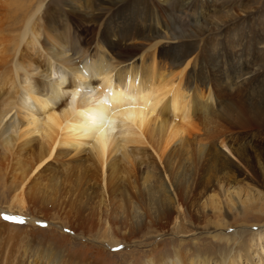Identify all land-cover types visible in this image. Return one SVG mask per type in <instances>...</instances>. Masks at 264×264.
Here are the masks:
<instances>
[{
	"label": "bare ground",
	"instance_id": "6f19581e",
	"mask_svg": "<svg viewBox=\"0 0 264 264\" xmlns=\"http://www.w3.org/2000/svg\"><path fill=\"white\" fill-rule=\"evenodd\" d=\"M25 1L30 3L29 7L24 0H0L4 8L11 4L23 11L19 35L14 37L18 41L12 42L7 36L9 40L5 41L1 55V60L10 61L11 66L3 73L0 140L5 148L19 142L21 149L27 151L21 165L19 190L13 194L9 208L30 210L36 218L31 222L55 220L52 211L57 201L51 203L49 195L32 189L29 183L47 175L60 162L81 161L85 154L83 164L89 176L81 182L74 204L60 218L64 220L54 222L53 226H67L74 235L91 231L96 208L93 210L87 204L95 194L100 197L95 212H99V217L100 213L110 217V223H106L109 233L119 230L128 237L110 236L111 245L135 242L138 232L153 226L164 230L171 219L176 235L200 232L199 225L187 219L185 208L196 172L211 162L231 163V158L217 145L227 141L228 132L264 130V105L246 92L264 76V36L255 27L256 20L245 17L240 27L236 25L237 19L221 18L210 26L202 16V6L215 0H178L171 1L170 6H157L149 0H99L98 13L84 19L80 15L86 4L82 0H67L65 24L60 16L59 27L55 21L58 18L42 11V0ZM83 1L89 4L91 0ZM130 8L132 16L136 14L133 22L128 18L126 25L121 27L118 23L121 28L109 26L110 18L112 21ZM138 14L143 16L139 21ZM80 19L92 23L78 32L92 33L89 41L81 42L76 36ZM185 24L193 26L191 33L184 30L173 34L175 27ZM231 24L234 26L229 27ZM198 29L201 31L197 34ZM72 31L73 38L68 36ZM92 43L96 53L85 57V50ZM28 50L38 52L37 56L29 60ZM70 53H78L81 61L75 62ZM137 55L138 59L134 58ZM120 63L124 65L118 66ZM203 89L208 92L206 101ZM64 93L69 99L59 104ZM122 161L136 163L137 167L132 175L134 187L119 191L113 178ZM237 183L233 188H222L223 195L218 194L225 197L227 193L231 199L217 196L224 201L216 203V199L215 204L214 194L207 195V187L204 188L207 196L199 206L200 212L225 214L229 221L222 230L226 226L244 228L256 223L259 244L249 250L256 253L257 264H264V216L251 212L255 205L251 193L253 196L258 190ZM83 196L87 200L84 203ZM86 208L91 210L86 212ZM249 214L254 221L247 220ZM4 227L9 234L14 231L6 223ZM215 227L205 230L212 234ZM44 232L41 227L37 234L30 232L33 240L23 244L20 263L71 264L65 257V243L74 240L72 235L54 233L47 238L43 237ZM223 236L224 240L230 237ZM156 250H149L146 259L135 256L132 264H238L230 253L218 261L206 254L185 255L180 247L168 255ZM187 256L188 263L184 259ZM78 259L84 262L88 258L83 253ZM94 261L90 264L97 260Z\"/></svg>",
	"mask_w": 264,
	"mask_h": 264
},
{
	"label": "rangeland",
	"instance_id": "374dc122",
	"mask_svg": "<svg viewBox=\"0 0 264 264\" xmlns=\"http://www.w3.org/2000/svg\"><path fill=\"white\" fill-rule=\"evenodd\" d=\"M31 1L33 2L34 0ZM42 1V11H47V16L50 15L53 17V19L58 18L59 21L55 20L56 22H58V25L56 24L57 26H61L60 16L61 20H63V23L65 24L64 13L69 10L67 0ZM171 1H174L173 3H175L178 0H149L150 3L152 2L157 6L164 4L165 6H170L172 4ZM81 2H84L86 4L83 9H81L83 13H81L82 15H80L81 17H84V19H91L95 16V14L98 13L99 0H91L89 4H87V2L83 0ZM24 3L28 7L30 6V3L28 1L24 0ZM196 4L199 5L198 2ZM157 8L159 9V7ZM130 9L131 11L128 10L123 13L126 15L120 14L116 16L112 21V18H110L109 26L113 29H116V26H119L118 23L120 22V26L122 27L124 21L126 22L128 18H130V21L133 22L134 15L136 14H133L132 16V8ZM201 13L202 16L204 15V19L210 22V26H212L211 23H213V21L217 22L222 19L230 20V18H233L239 21L236 25L242 27V19H244L245 17L254 18L256 20L257 25L255 27L261 30L262 35L264 36V0H215V2L213 3L203 5ZM21 15L23 16V11H19V8H16V6L14 5L10 4L5 8L4 6H0V106L2 105L4 95L3 89L5 80L3 73H6L5 71H8L11 66L10 61L7 62L1 60V55L4 49L5 41L8 39L7 36L9 38H12V42L18 41V37H14L19 35L20 29L18 27L20 26L19 21L22 17ZM142 17L143 16H141L140 18L138 14L136 19L139 21L142 19ZM91 24L82 22V20L80 19L79 27L77 28L78 31H76L75 33L76 36L80 38L81 42H83L84 39H86L85 41H89V38L93 36V34L89 32L85 35L78 34V32H83V30L91 27ZM120 26L119 28H121ZM232 26H234V24L229 25V27ZM192 28L193 26H191L190 24H185L181 27H175L172 32L174 35L183 33L184 30L185 32L189 31L191 33L190 30H192ZM200 31L201 30L198 29L197 34L200 33ZM68 34V36H70L71 38H73L75 35L73 31L71 33L69 32ZM167 41L173 43L172 41L174 40ZM7 46L9 48H12L11 45ZM84 47L82 46L81 48ZM93 47V43L89 47H87V49L85 50V57H89L90 55H92V53H96ZM30 51L31 50H28V54H31V58H29V60H31L32 57H35L38 54V52L35 53L36 51H32V53ZM40 52H43L42 54H45V51H43L42 49H40ZM70 54L75 57V62L78 63L79 61H81V57L79 58V56L77 55L78 53ZM138 57L139 55L134 58L138 59ZM9 59L10 58H8V60ZM120 64L121 65L118 64V66L124 65L123 63ZM235 64L236 63H234L233 66ZM228 68H231V66H228ZM56 76L58 75H55L54 77ZM251 87L247 88V94L249 95L251 93V96L254 101L264 105V76L263 78L256 80L253 84V87ZM255 88L257 89V91ZM202 94H204L203 98L204 101H206L208 97V92L203 89ZM232 95L233 94H231V96ZM68 99L69 98L67 97V94L64 93L61 99L59 100V104H63L64 101L67 102ZM176 118L179 119V117H172L173 120H181H178ZM217 145L228 155L229 158H231V163L223 160L218 161L216 164L211 162L209 163V165L201 167L195 174L196 179L192 185V191L189 194L185 204L187 219H189L190 222L193 221L194 225H199L198 231L200 232L192 234L181 233L176 235L173 233L174 219H171L167 222V226L164 230H160L159 227L157 228L156 226H153L150 227L149 230H143L140 233L138 232V234L135 235L136 237L134 236L135 242L121 241L117 245H111L110 242H108L110 236H113L114 238L118 239H122L126 236L122 233V231L118 230L115 231V233L114 231H111L109 233L108 229H106V227L108 226L107 224L110 223V217L107 219V217L103 214L101 215V213L99 214L100 217L97 215V213L99 212L95 211H97V205L99 203L100 197L96 196L94 193V195L92 194V200L94 201L90 199V203L87 204L90 208L93 207V210L94 208H96V210H94V218L95 216L96 218L94 220L91 231H88V233L79 232L78 234L74 235L71 233L70 230H68L69 227L67 226L60 228L58 223V227L55 225L53 226L54 222L64 220L60 218H62L65 214L64 212L67 211L70 206L74 204L73 202H75L74 199L78 197L77 193L80 191V186L82 185V183L85 182V179H87V177L89 176H87V173H85L87 171V167H85V164H83L85 160V158L83 157H85V154L82 155L81 161L71 160L66 164H62L59 161V166L56 164L57 167H53L48 170L47 175L42 178L33 180V182L29 183V187L31 186L32 189L37 190L38 192H41L43 190L42 192L46 193L47 196L49 195V200L51 201L52 199L53 201H51V203L55 204L56 201L58 203L56 204V209L52 211V215L55 217V220L52 219L51 221L50 218H46L44 221H42V223L37 221L31 222L32 219L36 218L33 216V214H31L30 210L23 211L17 209L16 207L9 208L13 194H15L19 190L18 183L22 173L21 165L23 164L24 159L27 155V151L21 149L19 142H17L16 145H12L8 148H5V146H3L0 140V222H2L0 224V264H21L20 258L21 251H23V244H28L29 242H31V240L33 239L30 235V232H34V234H37V228L40 227L43 228V230L45 231L43 237L48 238L54 235V233L58 234L59 236L61 233H68L70 236L72 235L71 237L74 238V240H69L67 241V243H65L67 246L66 249L68 251L65 257H68L71 264H90V262H93L95 259L97 261L95 260L96 262H94L97 264H132L135 256L141 255L144 259H146V254L149 252V250H152L153 248L157 249L156 251H161L168 255L179 247L181 250H183V253L185 255H189L191 253L202 255L206 254L209 255L211 259L220 261L222 257L225 258V255L230 253L229 256H231V259H234V261L238 264H243L244 262H247L248 264H257V259L255 256L256 253H252V251L249 250L254 245L256 246L257 242L259 244V235H256V223H253L252 226H245L244 228H242L243 226H239L237 228L233 226H226L224 227L225 229L222 230L223 225L228 223L229 218L225 214L221 213H206V215H204L200 212L201 209L199 206L203 204L202 202L206 199L208 193L210 195L214 194L212 195L214 204L216 199V203L222 198H225V200L231 199L230 196L228 199L229 194L227 193L225 194V197L219 195H223L225 193L222 191V188H226L227 186L233 188L236 185L235 182H238L237 184L241 185L244 188H257L256 191H258L253 196L251 193V198L254 197L253 203L255 201L256 205H254V210L251 209V212H253L254 215H258L261 213V215L264 216V130L259 131L252 129L250 131H243L239 129H234L227 133V141H225L224 144L222 142L221 144L218 143ZM147 147L150 151L153 152L150 146L147 145ZM134 167H137V165L136 163L132 162L125 164V162L122 161L117 165L116 172L114 173L113 178L114 185L116 187L115 189L121 191L125 188L129 189L134 187V177L132 176L134 175ZM212 180L214 181V183ZM55 182L58 184H55ZM63 187L66 188V190ZM206 187L207 195L205 194V191H202ZM74 190L77 192H75ZM60 192L62 194H60ZM71 194L74 196L72 197ZM217 196L222 198L220 199ZM82 200V203H84V201L86 200V196H83ZM221 201L224 200L222 199ZM220 202L218 203L220 204ZM86 210L90 211L91 209L86 208L85 211ZM8 213H11L12 215H14L13 217H17L19 219H12V217ZM250 214L247 220L254 221ZM50 221L51 223L49 224L48 222ZM5 223L7 225H10V227L14 229V231H12L10 234L7 233L8 230H5ZM14 225H16L17 227ZM211 227H215L217 229H213L214 233L212 234L210 232L207 233L205 229ZM15 230L19 232L18 236L15 235ZM76 235H78V237ZM223 235L230 237L224 240L223 238H221L224 237ZM35 237L37 236L35 235ZM91 246L92 248H89ZM247 252L251 253V255H249ZM83 253H85V257L88 258L84 262L78 259L79 255L81 257ZM188 257L189 256L184 257L187 263ZM100 258L102 259V261Z\"/></svg>",
	"mask_w": 264,
	"mask_h": 264
},
{
	"label": "snow or ice",
	"instance_id": "6c2138e0",
	"mask_svg": "<svg viewBox=\"0 0 264 264\" xmlns=\"http://www.w3.org/2000/svg\"><path fill=\"white\" fill-rule=\"evenodd\" d=\"M12 219H19V218H17V217H12Z\"/></svg>",
	"mask_w": 264,
	"mask_h": 264
}]
</instances>
